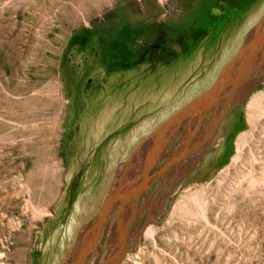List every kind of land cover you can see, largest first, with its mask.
Returning a JSON list of instances; mask_svg holds the SVG:
<instances>
[{"label":"rangeland","instance_id":"374dc122","mask_svg":"<svg viewBox=\"0 0 264 264\" xmlns=\"http://www.w3.org/2000/svg\"><path fill=\"white\" fill-rule=\"evenodd\" d=\"M263 15L264 0H0V264H73L83 228L128 181L127 163L212 86ZM151 81L155 98L141 107ZM262 111L264 79L161 191L159 180L141 197L134 231L148 224L122 264H264V180L259 198L231 191L244 170L239 137L243 166L260 152ZM101 113L71 153L77 121ZM168 124L177 128L155 170L196 119ZM106 149L116 160L92 174ZM113 222L91 264H103Z\"/></svg>","mask_w":264,"mask_h":264},{"label":"water","instance_id":"95a60500","mask_svg":"<svg viewBox=\"0 0 264 264\" xmlns=\"http://www.w3.org/2000/svg\"><path fill=\"white\" fill-rule=\"evenodd\" d=\"M264 79V15L250 30L244 44L237 55L223 68L217 80L205 92L193 99L186 107L174 114L153 134L146 146L143 159L136 154L127 163L122 172L126 176L128 169L132 172L128 181L113 191L103 203L100 211L88 222L80 237L73 264H87L94 249L101 242V235L113 222L114 241L107 243L108 253L103 264H122L139 234L146 228L134 231L136 219L140 211L141 197L161 180L160 191L180 165L190 155L200 152L202 145L210 143L218 131L222 121L232 109L252 92ZM211 110L218 112L212 122L208 134L198 130L189 134L172 150L168 161L159 169L160 158L173 138L176 127L169 130L168 123L185 114L191 121L199 118L198 125ZM149 137V138H150ZM191 148L190 144L195 143Z\"/></svg>","mask_w":264,"mask_h":264},{"label":"bare ground","instance_id":"6f19581e","mask_svg":"<svg viewBox=\"0 0 264 264\" xmlns=\"http://www.w3.org/2000/svg\"><path fill=\"white\" fill-rule=\"evenodd\" d=\"M249 35V34H248ZM247 35V36H248ZM247 36L245 37V39H244V41L242 42V44H241V46H240V48H239V50H238V52L240 51V49H241V47H242V45L244 44V42H245V40H246V38H247ZM237 52V53H238ZM237 55V54H236ZM235 55V56H236ZM234 56V57H235ZM233 57V58H234ZM232 58V59H233ZM231 59V60H232ZM230 62V61H229ZM228 64V63H227ZM220 75V74H219ZM217 80V79H216ZM151 83V93H152V96H151V98L152 99H154L155 97H154V95L156 94V92H155V90H153L152 89V84H153V82L151 81L150 82ZM148 89V88H147ZM138 93V92H137ZM262 98H260L259 97V99H257V101L258 100H261ZM255 103L256 102H254V103H252L253 105H255ZM258 104H260V101L258 102ZM114 105V104H113ZM113 105H106L105 106V108H106V110H109V109H111V108H117L118 107V105H116V103H115V105L113 106ZM155 106H153V108H154ZM258 107L259 108H261L259 105H258ZM262 115H264V111H262ZM108 115V113L106 114V115H104V116H102L103 118H105L106 116ZM108 118V117H107ZM87 119L86 120H83V121H81L80 123H77V125H79V126H81V129H82V131H75L74 132V137H73V139H72V141L69 143V150H71V153H72V150H74V148L75 147H77V146H79L80 145V143H82L81 142V140H83L82 139V133L84 134L85 133V131H86V127H87ZM109 124V123H108ZM91 127V129H92V131L94 132V129H95V123L94 124H92V125H90ZM111 126V125H110ZM113 128V126L111 127V129ZM108 131H110L109 129H107ZM246 134H244V135H241L240 137H239V139H238V151H239V153L234 157V165H241L243 168H244V170L243 171H240L241 173H240V175L238 176V179L234 182V184L232 185L233 187L231 188V191H232V193L234 194V193H238V194H240L239 196L241 197V196H243V197H246L247 195H249V192H251V190H252V192L254 193V195L257 197V198H259V197H261L262 196V190H261V187H263V186H261L262 184H261V181H260V179L262 178L263 180H264V130L261 132V135H260V138L262 139L261 140V144H260V152L258 153V154H256V155H252L251 157H250V159L248 160V162L249 163H246L245 164V166H243V164L240 162V158H241V156H242V154L244 153V151H245V148H244V145H245V142H246ZM86 144V143H85ZM83 148V147H82ZM77 149V148H76ZM82 150H84V149H82ZM86 150V149H85ZM78 151H80V150H78ZM85 152V151H84ZM79 153V152H78ZM77 153V154H78ZM76 154V155H77ZM79 155V154H78ZM74 157V156H73ZM76 157V156H75ZM75 157H74V159H75ZM79 157V156H78ZM243 157V156H242ZM85 159H86V157H85ZM74 161V160H73ZM240 162V163H239ZM229 167H227L225 170H227ZM260 178V179H259ZM264 185V184H263ZM261 186V187H260ZM264 192V191H263ZM243 197H242V199H243ZM250 197V196H249ZM263 197H264V195H263ZM255 198V197H254ZM198 199V197H196V203L197 204H199V200H197ZM250 199V198H249ZM244 200V199H243ZM248 200V199H247ZM251 200H252V198H251ZM262 201V200H261ZM248 202V201H247ZM258 202H260V201H257V200H252V203L254 204V205H259L258 204ZM245 203V202H244ZM261 203V202H260ZM247 204V203H246ZM249 204H251L250 202H249ZM262 204V203H261ZM253 205V206H254ZM199 206H201V205H199ZM248 207H249V205H248ZM250 208V207H249ZM258 208H260V207H258ZM246 209H248V208H246ZM262 209V208H261ZM242 211V210H241ZM256 211V210H255ZM250 212V211H249ZM253 213H254V211H253ZM258 213H260V212H258ZM200 214L202 215V217H204L205 216V211H204V207H202L201 206V211H200ZM251 214V213H250ZM262 216V215H261ZM55 217H57V216H55ZM54 216L52 217V220H53V218H55ZM250 218H251V216H250ZM254 219L257 221L258 220V217L254 214ZM261 220V219H260ZM54 221V220H53ZM254 223V222H253ZM255 223H258V222H255ZM259 225H260V223H259ZM151 227V226H150ZM154 227L153 228H148L147 229V231H146V235H148V236H151V237H153L154 236Z\"/></svg>","mask_w":264,"mask_h":264},{"label":"crops","instance_id":"0c3cea01","mask_svg":"<svg viewBox=\"0 0 264 264\" xmlns=\"http://www.w3.org/2000/svg\"><path fill=\"white\" fill-rule=\"evenodd\" d=\"M141 102V101H140ZM147 103H150L151 104V92H150V95H149V98H147L146 97V95L144 96V98H143V102H141L139 105H141V107L143 106V107H145V104H147ZM140 107V108H141ZM182 110V109H181ZM180 111V110H179ZM178 111V112H179ZM150 112V111H149ZM178 112H176V113H178ZM72 113V112H71ZM117 113V112H116ZM175 113V114H176ZM74 112L72 113V116H71V124H70V127H72V126H75V124H76V122L75 123H73V121H74ZM101 115V117L100 118H95V116H94V118H84V120H86L87 119V127H86V131H85V133L83 134L82 133V139L83 140H85V141H87V140H89V139H91V134L90 133H88L89 131H87V130H89V129H91L90 127V125H92V124H94V123H96V122H100V119H101V123H102V121L104 120V118L102 117V113L100 114ZM147 114H145V115H141V116H143V117H145ZM173 116V115H172ZM111 118L112 117H114L113 115L112 116H110ZM142 117V118H143ZM106 118V117H105ZM136 118H137V116H136ZM136 120V119H135ZM81 121H83V120H81ZM81 121H77V122H81ZM105 123H107V121L105 122ZM110 133V132H109ZM73 134V133H72ZM103 135H105V134H103ZM83 140H81V142L83 141ZM127 152H128V149H127ZM127 152H126V154H127ZM125 154V153H124ZM125 154V155H126ZM111 156V158H116L115 157V154H114V152L112 153L111 151H109L108 149H106V151L104 152V153H102V159H101V161H99V160H96L95 161V163L93 164V166H92V168H91V170L93 171L92 172V174H95L96 173V175L100 172V170L102 169V167H104L105 165H106V162L108 161V159H109V157ZM116 160V159H115ZM115 164V163H114ZM94 169V170H93Z\"/></svg>","mask_w":264,"mask_h":264},{"label":"flooded vegetation","instance_id":"af4514ba","mask_svg":"<svg viewBox=\"0 0 264 264\" xmlns=\"http://www.w3.org/2000/svg\"><path fill=\"white\" fill-rule=\"evenodd\" d=\"M218 22H221V20H218ZM200 30H201V29H200ZM200 30H198V32H199ZM85 45H88L87 50H91V52L94 51V48H92V47H93L92 44L86 43ZM178 47H179V46H178ZM100 58H101V59H99V60H101V61L104 60V56H102V57H100ZM217 114H218V112H216L215 110H211V111L208 113L207 117L202 121V124L200 123V126L198 125V123L200 122V121H199V118H197V119H196V124H195V126L193 127V129H191V125L189 126V129H188V130L186 131V133L183 135V138L181 139V142L184 140L185 137H188L190 133H192V132H194V131H197V129L200 130V131H202V134H208L209 130H210L211 127H212V122H213L214 118H216ZM181 142H180V143H181ZM194 144H196V142L190 144V145H189L190 148H191ZM83 229H84V228H83ZM82 231H83V230H82ZM82 231H81V232H82ZM106 245H107V244H105V246H104L105 248H106ZM76 253H77V252L74 253V255H73V257L71 258L70 262H72V261L74 262V261H75V259H76ZM93 257H94V253H92V256H91L90 259L88 260V263H87V264H91V261H92V258H93Z\"/></svg>","mask_w":264,"mask_h":264}]
</instances>
